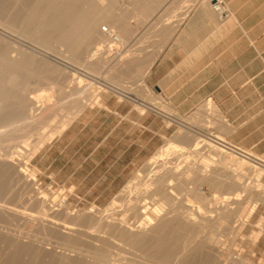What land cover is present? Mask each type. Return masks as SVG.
<instances>
[{"label":"crops","instance_id":"1","mask_svg":"<svg viewBox=\"0 0 264 264\" xmlns=\"http://www.w3.org/2000/svg\"><path fill=\"white\" fill-rule=\"evenodd\" d=\"M79 1L72 7L97 8L119 35L112 52L129 80L108 86L37 150L32 165L43 182L65 187L71 199L105 204L163 145L169 120L207 101L226 120L219 128L226 143L264 166V0H224L229 14L222 19L212 0H114L103 7L98 0L87 8ZM87 36L95 48L88 55L105 58L107 49Z\"/></svg>","mask_w":264,"mask_h":264},{"label":"rangeland","instance_id":"2","mask_svg":"<svg viewBox=\"0 0 264 264\" xmlns=\"http://www.w3.org/2000/svg\"><path fill=\"white\" fill-rule=\"evenodd\" d=\"M113 1L114 0H102L101 3L111 4L113 3ZM78 4L79 5L83 4V7L85 6L87 8V6L90 4L92 6L93 5L97 6L98 0H84V1H79ZM104 4H100V6L103 7ZM14 8L16 7H14V3L12 0H0V16H2L6 22L8 20L17 17L18 19V22H16L17 24L21 19L24 18L26 7L23 8L19 7L18 14L15 12L16 9ZM0 30L2 29L0 28ZM33 31L30 30L29 32H27V35H30V37L36 35L35 33H33ZM80 34L84 35L82 36V38H79L77 40L78 42L81 41V45L71 50H76L80 52L75 56H77L78 59H80L81 61H84L85 66H87V64L90 65L91 64L90 61H91L92 62L91 66L98 67L99 80L98 79L96 80L101 81L100 78H105L104 80H107L109 86L120 85L123 79H125V81L129 80L128 78L122 77L123 72L116 69L120 66L122 60H120L118 56L113 54L112 48L114 46H117L118 44L115 43L112 44V41L110 42L107 39V41H109L111 45L107 44L109 45L108 47L107 45L106 46L102 45L101 47L102 52L103 49H107L108 53L105 55V58H103V56H100L98 57L97 61L90 60L89 62L85 63V61H87L88 59L93 58V55H88L87 52L90 50H94L95 48H92L90 44L92 39L89 36H87L84 31L81 32ZM27 39L31 41V38H27ZM57 41H59V38L55 33H53L50 37L47 38V45L50 44L49 48L51 51L52 50L63 51L64 49H70L69 47L61 48L57 46L56 44ZM4 46L5 44L3 42H0V50ZM78 64L79 66H81L80 63H77V65ZM26 67L27 69L22 68L23 71H21V73L23 76L26 77L30 89L32 90L35 89L36 84L39 82H47L40 80V78H38L37 75V74L41 75L40 72H42V75L46 73L49 74L47 65L43 66V68L39 69V71L38 68L40 67V63L38 64L37 62L27 64ZM46 68H47V72H46ZM79 76L81 75L78 71L66 72L64 70H61L56 73H51V78L54 81V83L52 84L54 87H52V89L50 90L53 95L52 101L56 102L59 106L64 108V110L68 109L73 103L72 101H74L76 98L66 97V92H63L62 87L66 88L71 86L72 89L74 88V86L82 87V85H84L85 83H89L90 81H93L90 78L82 76L83 80L82 82H80ZM104 80H102L100 83L97 81H93V84L86 91L85 94L86 96L84 97L82 96L83 99L79 98V100H81L80 101L81 105L79 103V108L76 110V112L70 114L71 116L70 119H73L82 110L83 107L98 101L100 99L101 94L109 89V87L103 85L104 83L102 82H105ZM124 89L131 92H137V93L140 92V88L139 87L136 88L135 86L133 87L124 86ZM11 99L13 100L14 98H10L5 102L4 104L5 106L1 111L2 114H0V116L2 115L0 117L1 122L8 123L9 121V124L0 126L1 129L4 127L7 128V130L0 135L1 138L0 152L1 151L11 152L13 150H18L17 148L19 147L22 148L23 146L24 149L26 148L28 149L25 150L26 156L25 155L22 156L20 154L18 155V153H14V162L12 163L9 162V166H11L9 175L5 177L2 182L3 190L0 192V199L1 202L3 203L2 207H0V264H6L7 262H11L9 264H35L36 262L38 264H42V262L44 263L46 260L47 262H45V264H52L51 262H53L54 264L56 263L69 264V261L70 264H96L95 262L98 259L91 257L90 255H92V253L90 252L96 251L98 249H104L105 246H107L108 244H109L108 250L120 252V254L127 256L128 260H133L141 264H154V263L157 264V262L152 261V259L145 258L144 256H142V254L139 251L137 252L134 248L125 245L122 241L114 238L113 236L111 237V235H109L107 231L109 229V226L110 227L120 226V222H121L120 220L125 216L127 220L135 228L137 227L136 219L139 218L140 214L138 213V215H135L136 213H132V212H136V211L134 210L132 211L128 209L129 204L133 202L131 197L134 198V201L136 199L135 202H137V198H139L141 194L142 196L144 194L143 193L144 190L142 191L140 189L145 188L147 182H149L151 179L150 177L156 176L158 174L159 170L161 169L160 168L161 165H164L166 163V159L167 160L172 159L173 161H175L174 158L177 157L175 155H169L167 157L164 156H166V153L169 152L168 150H169L170 142L173 141V139L176 136H179L186 131L192 137L198 138L199 140L202 139V141L205 143L204 145L203 144L199 145V146L203 145L201 152H199L200 151L199 150L198 151L199 153L198 152L195 153L194 154L195 157L192 156V158L196 162L201 163L202 160L207 159V157L208 158L212 157V159L209 160V164H211L210 166L211 169L214 168L215 171L212 174L213 179L210 176L208 177L204 175L201 176L200 175L201 173H197L198 176L199 175L200 176L196 177L197 188H199L201 191L203 190L202 192H205L204 193L205 196L209 200H211V202L204 207L205 208L203 210L204 213H202L201 215L202 217L200 216V219L202 220L199 219L200 222L198 221L196 223L197 227L195 232V237H196L195 243L198 244L202 243L200 250L197 249L198 251L202 250L201 252L203 254L202 253L201 254L204 255V256L201 255V259H204L207 256H211L216 259L222 258L223 261L219 259V264L220 263L223 264L222 262H224L225 258H226L225 262L229 260L227 264H233V263L236 264L238 263L239 260L246 261L247 264H256L258 262L264 263V236H263L264 215H260L258 213L259 208L264 205V185L261 181V178L264 174V166H262L259 163L260 159L258 158V156H256L254 153L248 150L246 151L251 154L250 158L244 157L235 151L227 150V149L221 154V156L214 155L216 149L213 148L215 146L213 144H212L213 146L208 145L210 144L209 142L210 140L206 138L205 135L209 134L207 136H210L212 137V139H214L215 137L213 136L218 135L219 133L218 136L222 138L225 137L219 131V126L221 127V125L224 124L222 120L223 116L221 115L222 116L220 119L221 121L216 118V111H218L219 114L221 113L214 102L212 101L204 102L192 112L183 116H179V118L170 119L169 124L171 126V134L165 140L163 145L157 150V152H155V154L152 156L155 162L153 163L151 161L152 160L151 157L136 170L133 176H131V178L122 186V188L118 191V193L114 196V198H112L105 204L97 205L94 203H88L81 200L71 199L70 197L71 192L65 187L55 184L53 182L45 183L39 178V176L37 175V170L32 165V157L34 156V154L37 152L38 149H40L54 136H56L58 132H55L51 137H49V135L46 134L44 144L42 146L37 145L33 150H31L33 145L36 143L37 140L40 139L38 133H34L33 136L29 135L30 137L27 141L28 143L26 144L24 142H20L19 139L18 141L17 136L19 135L20 132H25V131L26 132L29 131L31 133L36 132L37 131L36 126L40 125V121L44 119L40 116L37 117V119L38 120L42 119V120L38 121L37 119H34L36 120L34 121L31 119L30 121L32 123L29 122L30 125L29 123L26 124L25 113L22 112V107L19 105L21 109H18L19 103H17V100L12 101ZM208 102L210 106L208 108L209 110L206 109V104ZM11 105H14V107L16 105V108L14 109V107L13 106L11 107ZM12 109H14V112H11ZM16 111H18L19 113L16 114L17 113ZM11 115L14 118L16 117L17 119L20 118V121L23 123L22 124L18 119V121L21 123V126H19L20 128L16 127L17 124L16 121L13 122L15 119L12 118L13 121L9 119L11 118L10 117ZM22 115L24 116V118L22 117ZM5 117L7 121L5 120ZM213 121L219 124L216 123L217 124L216 125L215 123H213ZM24 123L26 125H24ZM53 123L55 124L53 126V130L56 131L57 129L55 127H57L58 122L53 121ZM207 124L211 126H208ZM49 127L50 126H48L47 128L43 127L41 128L40 131H44L45 129H50ZM1 147L3 148L4 151L2 150ZM161 150H163V153L157 155V153ZM224 156H226V158ZM227 157L230 158L227 159ZM27 159L28 162L27 163L24 162L27 161ZM21 168L26 169L28 174L24 175L20 171ZM32 175L33 178L30 179ZM186 175L188 177H191L189 173H186L185 176ZM214 179L224 180L225 182L223 183L224 186L217 187L215 185ZM146 180L148 181L146 182ZM142 181L144 183H142ZM233 182L234 183L237 182L238 186L241 187L240 189L243 190L241 194H239V197L237 199L232 198L230 201H225V199H223L221 194L228 192L232 193L233 191H235L233 189V185H234ZM142 184H145L144 187ZM51 185L52 188L50 190L49 188L51 187ZM137 186H139L140 189H138L139 187L137 188ZM137 189L139 190V192ZM63 196L67 198V201L63 206L53 205L52 207L49 205L50 202L49 200L53 199L55 202H57V200H59V198ZM142 196H140V198ZM128 198L130 200V203ZM42 199L46 200V201L44 200L45 202H43L45 206L40 207L38 203ZM188 200L192 201L193 198L190 195H188L187 201ZM216 200H218V202ZM222 203L224 206L222 205ZM225 203L226 204L229 203V204L226 205ZM225 205L228 207H226ZM92 208L94 209L93 211L90 210ZM224 208L225 209L227 208L226 211L227 212L229 211V213L225 218V220L224 219L221 220L217 218L218 217L217 210H221V209L223 210ZM241 208H242V212L238 213V211L241 210ZM207 209L208 210L210 209V212L207 211ZM65 211L69 212L68 219L77 215L91 214L94 217H98V218H100L103 215V217L105 218L102 223L101 230H97L98 229L97 226L96 228H94V227H89L88 225L85 226L73 225L72 228L65 227L63 220H59V218L62 219L65 218ZM173 214H176V212ZM55 216H58L59 218L55 219L54 218ZM201 221L203 223H201ZM210 234L213 235L214 237L213 239H210L211 236ZM11 243H14L15 250H14V245ZM17 243H21L26 246L23 249L25 251H21L19 255L16 249ZM78 247L80 249H78ZM220 250H222L223 253ZM14 251L16 254L14 253ZM219 252H221L222 254H219ZM195 253H196L195 258L200 259V252L198 253L196 251ZM6 257L11 258V261L8 260L9 258H7L8 261L7 260L5 261ZM32 259L34 260L35 263L33 262ZM60 260L62 261V263ZM173 262L170 264H175V262L174 263Z\"/></svg>","mask_w":264,"mask_h":264},{"label":"bare ground","instance_id":"3","mask_svg":"<svg viewBox=\"0 0 264 264\" xmlns=\"http://www.w3.org/2000/svg\"><path fill=\"white\" fill-rule=\"evenodd\" d=\"M12 1L14 3V7H16L14 9H16L15 12L17 14L19 13V7L21 8L26 7V12H25L24 18L21 19L19 23L17 24H16V22H18L17 17L14 19L8 20L6 22L3 19V17L0 16V28L4 30V31L0 30V42H3L5 44V46L2 47V49L0 50V112L4 108L5 102L9 100L10 98H14L13 100H17V103H19L18 109H21L20 108L21 106L22 112L25 113V119H26L25 123L26 124L29 122L32 123L30 121L31 119L34 120L40 116L44 119V120L37 119L38 121L40 120L42 121H40V125L36 126L37 127L36 132H32V133L29 131L20 132L19 135L17 136V140L19 139L20 142H24L26 144L28 143L27 141L30 137L29 135L33 136L34 133H38L40 139L36 141L33 147L31 146L32 147L31 150H33L35 149L37 145L42 146L44 144L46 134H48L49 137H51L53 136L55 132H58V133L62 132V130L66 128V126L72 120L70 119L71 118L70 114H72L73 112H76V110L79 108V103L81 101L79 100V98L83 99V97L86 96L85 95L86 91L93 84V81H97L100 83L102 80L105 79V78H100L101 81H98L99 80L98 79L99 78L98 67L91 66L92 62L90 60L97 61L99 55L96 53L93 55V58L85 61V63L89 61L91 63L90 65L87 64V66H85L84 61H81L80 59H78V57L75 56L76 55L74 53L75 51L71 50L72 46L81 44V41L78 42L77 40H73L72 36H78L80 38L81 36H84L80 34L81 32L84 31L86 35L95 37L96 44H98L99 42L100 45H104V46H106L107 44H110L111 41H114V42L119 41V37L117 40L111 37L110 33L114 32V30L112 26L105 21L104 18H100V19L98 18L97 8H94L93 10L90 9V12L88 11L86 12L83 10L81 6L72 7V4H73L72 0H12ZM74 1L76 2V0ZM101 1L102 0H100V2ZM101 4H104V3H101ZM104 26L107 27L108 31H105V29L103 28ZM30 30L33 31V33H35L36 35H34L33 37H30V35H27V32H29ZM53 33L57 34V37L59 38V41H57L56 43L57 46L61 48L69 47L70 49H64L63 51L61 50L51 51L49 48L50 44L47 45V38L50 37ZM27 38H31V41L28 40ZM107 39L110 42L107 41ZM108 46L109 45H107V47ZM35 62H37L38 64L40 63V67L38 68V71L39 69L43 68V66L47 65L49 74L46 73L42 75V72H40L41 75L37 74L40 80L47 81V82L37 83L36 88L32 90L29 88L27 79L25 76L22 75L21 71H23V69H27V67L29 66L28 65L26 67L27 64H31ZM77 63H80L81 66H79V64L77 65ZM82 66H85V67H82ZM61 70H64L66 72L67 71H71V72L78 71L81 75L79 76L80 82H82L83 80L82 76L83 77L85 76L93 80V81H90L89 83H85L84 85H82V87L74 86V88L72 89H71V86H69L70 88L62 87L63 92H66V97H72V98L75 97L77 99V100L75 99L74 101H72L73 103L66 110H64V108L59 106L56 102L52 101L53 95L50 91L52 87H54L52 85L54 81L51 78V73H56ZM91 71H94V72H91ZM46 72H47V68H46ZM104 81L105 82H102L104 83L103 85L108 87L109 85L107 84L108 83L107 80H104ZM12 106L14 107V105H11V107ZM209 107H210L209 103H207L206 109H208ZM15 108H16V105L14 109ZM14 109H12L13 111L11 110V112H14ZM16 112H17L16 114H18L20 110L19 112L18 111ZM0 114H2V112ZM10 117L11 118L9 119H11V121L15 119L13 122L15 121L17 122L16 127L21 126L22 122L20 121V118L18 119L21 123L18 121L16 117L14 118L12 117V115ZM22 117L24 118L23 115ZM221 117H222L221 114H219L218 111H216V118L220 120ZM5 120H6V117H5ZM53 121L58 122L57 127H55L57 129L56 131L53 130V126L55 125ZM224 122H226V120ZM25 123L24 125H26ZM213 123L215 122L213 121ZM7 124H9V121L8 123L7 122L4 123L0 121V126L7 125ZM48 126H50L49 127L50 129H45L44 131H40L41 128L43 127L47 128ZM208 126H211V125H208ZM6 130L7 128L5 127L2 129L0 128V135L3 134ZM207 135L205 136L206 138L210 140L209 142L211 144V145L210 144L208 145L215 146L213 148V149H216V152L214 153V155L221 156V154L224 151H226V149L231 150V148L226 144V140L224 139L225 137L222 138L218 136L219 133L218 135L213 136L216 139L215 138L212 139V137L207 136ZM200 144L204 145L205 143L202 141V139L199 140L198 138L192 137L191 135L188 134L187 131L182 133L179 136H176L173 139V141L170 142V146L168 150L169 152L166 153V156H164V157H167L169 155H175L177 156L174 158L175 161H173L172 159L170 160L166 159V163L164 165H161L160 167L161 169L159 170L158 174L156 176L150 177L151 179L149 182H147L148 180H146L147 184L144 189L142 188L140 189V187L137 186V188L139 187L138 189L142 191L144 190L143 196L142 194L140 195L142 196L141 198L138 195L139 198H137V202H135L136 199L134 201V198L131 197L133 202L135 203H133L132 201H131L132 203H130V200L128 198L129 203H130V204L128 203L129 204L128 209L132 211L133 210L136 211V212H132V213H136L135 215H138V213L140 214L139 218L136 219L137 227L135 228L127 220L126 216L125 217L123 216L124 218H121L120 220L121 222L119 221L120 226L118 227L109 226L107 233L111 235V237L113 236L114 238L122 241L125 245H128L134 248L137 252L139 251L142 254V256H144L145 258H149V259H152V261L157 262V264L158 263L159 264H170L173 261L175 262V264H192V263L196 264L197 262L199 264H219V259L222 260V258H219V257H218L219 259H216L211 256H207L206 258L201 259V255L203 253L201 252L202 250L201 251H198V250H200L202 243L201 244L195 243V240H196L195 232H196V227H197L196 223L199 221L202 213H204L203 211L205 209L204 207L211 202V200H209L205 196L204 194L205 192H202L203 190L201 191L196 186V183H197L196 177L198 176L197 173H201L200 174L201 176L204 175L207 177L208 176L212 177L213 172H215L214 168L212 167L213 169H211L210 167L211 164H209V160L212 159V157L211 158L207 157V159L202 160L201 163L196 162L192 158V156H194V154L197 153L199 150H200L199 152H201L203 145L199 146ZM17 149L18 150H13L11 152L10 151L0 152V192L3 190L2 188L3 179L9 175V172L11 170L10 168L11 166H9V162L10 163L14 162V153H18V155L20 154L24 156L26 152L25 150H27L28 148L24 149V146H23L22 148L19 147ZM160 153H163V150L159 151L157 155H159ZM226 156L224 157L226 158ZM228 158L230 157H227V159ZM151 161L153 163L155 162L153 157ZM24 162L27 163L28 159L27 161H24ZM20 171L24 175L28 174V172L24 168H21ZM186 173H189L191 177H188L187 175L185 176ZM32 178H33V175L31 176L30 179ZM214 181L217 187L224 186L223 184L225 183L224 180L214 179ZM142 183L144 182L142 181ZM142 185L144 187L145 184H142ZM240 188L241 187H239L236 182L233 185V189L235 191H233L232 193L228 192V193L221 194V196L223 197V199H225V201H230L232 198L237 199L239 197V194H241L243 190ZM133 191H134V188H133ZM188 195H190L193 198L192 201H189V200L187 201ZM44 200L42 199L38 203L40 207L45 206L43 202H45L46 200L45 201ZM218 200L216 201L218 202ZM49 201H50L49 205L53 207V205H51L52 199ZM2 205L3 203L1 202V199H0V207H2ZM224 209L217 210L218 212L217 218L221 220L222 219L225 220L229 211L228 212L226 211L227 208L225 210ZM90 210L93 211L94 209L92 208ZM173 211H175L176 214H173L175 213ZM207 211L210 212V209L209 210L207 209ZM241 212H242V208L241 210L238 211V213H241ZM68 217H69V212L65 211L64 219L59 218L58 216H55L54 218L55 219L59 218V220H63L64 226L68 228H72L73 225H84V226L88 225L89 227H94V228H96L97 226L98 228L97 230H101V226L105 218L103 217V215L100 218H98V217H94L91 214L77 215V216L71 217L70 219H68ZM201 223L203 222L201 221ZM210 235H211L210 239H213L214 238L213 235L212 234ZM11 244L14 245V243H11ZM16 246H17L16 249H17L18 255L21 251H25L23 250L24 247H26L25 245L21 243H17ZM108 246L109 244L105 246L104 249H98L96 251L90 252L92 253V255H90L91 257H94L99 260L95 262L96 264H141L133 260H128L127 256L120 254V252L108 250ZM78 249L80 248L78 247ZM14 250H15V245H14ZM196 251L198 253L200 252V259L195 258ZM220 251L223 253L222 250ZM221 252H219V254H222ZM7 258L9 257H6L5 261L7 260ZM8 260L11 261V258H9ZM66 260H69V259H66ZM225 260L226 258L224 259V262H222L223 264H227L229 261L228 260L225 262ZM45 262H47V260ZM45 262L44 263L42 262V264H45ZM9 263L11 262H7L6 264H9ZM51 263L54 264L53 262ZM69 264H70V261H69ZM236 264H247V262L243 260H239L238 263Z\"/></svg>","mask_w":264,"mask_h":264},{"label":"built area","instance_id":"4","mask_svg":"<svg viewBox=\"0 0 264 264\" xmlns=\"http://www.w3.org/2000/svg\"><path fill=\"white\" fill-rule=\"evenodd\" d=\"M211 6H212L213 10L217 13V15L219 16V18H221V19L224 18V17H226L229 14L227 5H226V3H225L224 0H212L211 1ZM103 28L105 29V31H108V29H107L106 26H104ZM110 35L115 40L118 39V36H117V34H115V32L110 33ZM226 144L231 147V150L232 151H235V152L238 151V153L240 155L245 156L247 158H250V155L251 154L249 152H247L246 150L240 149V147L238 148V146H236L234 144H231V143H228V142ZM51 188H52V185H51V187L49 189L51 190ZM66 201H67V198L65 196H63V197L59 198V200H57V202H55L52 199L51 205L63 206L66 203ZM256 264H264V263L258 262Z\"/></svg>","mask_w":264,"mask_h":264}]
</instances>
